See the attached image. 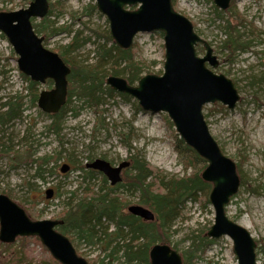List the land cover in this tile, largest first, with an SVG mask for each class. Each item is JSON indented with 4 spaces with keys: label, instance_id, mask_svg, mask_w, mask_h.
<instances>
[{
    "label": "rangeland",
    "instance_id": "374dc122",
    "mask_svg": "<svg viewBox=\"0 0 264 264\" xmlns=\"http://www.w3.org/2000/svg\"><path fill=\"white\" fill-rule=\"evenodd\" d=\"M30 1L0 0V13L26 9ZM48 2L51 16L46 19L50 20L53 29L63 28L64 31L46 39L45 48L75 67L92 66L97 60L99 46L105 44L109 48L112 44L104 41L110 36L109 26L106 18L97 11L95 1ZM174 10L190 20L196 34L210 45L219 62L218 68L212 71L231 80L240 97L234 109L220 104L205 106L203 116L211 136L223 154L236 164L237 172L245 180L225 211L230 220L245 228L256 241L257 262L262 264L264 0H232L226 11L218 10L212 0H176ZM41 22L42 20L35 19L32 23L38 25ZM227 22L236 26L239 33H244V38L251 42V47L245 54L220 48L222 42L227 40L224 34ZM41 36L46 38L45 35ZM68 45H72L70 49H66ZM133 47L137 52V60L148 66L142 76L162 74L164 47L160 33L137 35ZM199 47L203 46L197 48ZM202 49L199 56L205 54L204 48ZM16 60L8 41L0 37V104L5 102V98L17 95L23 97L25 108L21 119L10 121L1 129L2 143L9 150L3 149L0 153V194L8 196L21 206L31 220H57L63 210V203L70 197L68 192L76 188L75 182L81 173L76 168L84 167L95 159L117 166L122 161L130 162L134 155L142 156L151 168L161 170L169 176L185 175L174 150L173 133H177L174 127H168L165 119L170 120L167 115L144 112L134 98L114 90L113 96L104 92L100 94L97 103H84L76 97L72 98L66 105L64 124L59 134L48 132V115L41 112L36 103L30 102L31 97L26 89L30 81L18 71ZM119 77L126 80L124 74ZM130 85L137 86V83ZM106 87V84L102 85L103 91ZM51 88L47 84L39 85L37 94ZM40 157L51 159L45 168L44 180L41 181L36 179V167L32 163V160ZM63 164L70 166V171L64 175L59 172ZM100 180L101 177L96 176L91 184L97 188ZM48 189L54 191L50 200L45 198V191ZM57 192L59 196L55 197ZM120 194L130 205H140L138 193L121 189ZM204 198L207 199L208 195ZM213 220L212 207L209 203H204L203 198L188 202L181 217L169 227L170 246L181 254L189 247L193 238L202 236L208 239L206 234L213 225ZM67 237L88 264H92L98 257L97 247L87 246L74 237ZM19 239L27 240L24 249L28 255L18 264H59L37 238ZM19 239L10 245L13 251L20 249ZM212 242L201 259L194 264H237L229 238L222 237Z\"/></svg>",
    "mask_w": 264,
    "mask_h": 264
},
{
    "label": "water",
    "instance_id": "95a60500",
    "mask_svg": "<svg viewBox=\"0 0 264 264\" xmlns=\"http://www.w3.org/2000/svg\"><path fill=\"white\" fill-rule=\"evenodd\" d=\"M94 1L97 11L108 22L111 39L121 50L130 49L140 33L163 34L162 75L143 76L137 86L110 76L106 85L134 98L144 112L167 115L178 137L207 164L200 176L212 186L208 199L214 220L207 237L229 238L237 264H258L255 240L225 213L240 187L236 166L221 152L203 117L206 105L218 103L233 109L240 99L231 80L208 68L218 66L213 50L195 33L190 20L174 10L172 0ZM231 1L212 0L220 11H226ZM48 11V0H31L26 9L1 12L0 33L17 56L16 65L21 74L41 86L48 80L53 82L52 89L39 93L37 107L44 114L54 115L66 104L70 68L56 53L43 46V38L33 30L32 20L44 19ZM199 45L205 50L202 57L196 53ZM129 166L127 161L112 166L105 160L95 159L86 169L101 173L115 186L121 182V171ZM69 169L64 164L60 172L65 174ZM53 193L52 189L47 190L45 198L51 199ZM127 212L145 222L155 219L154 214L141 205H130ZM62 224L60 220L32 221L19 205L0 194L1 244L10 245L17 238L35 237L59 264H88L77 255L69 239L57 231ZM148 256L150 264H182L181 255L166 244H155Z\"/></svg>",
    "mask_w": 264,
    "mask_h": 264
},
{
    "label": "trees",
    "instance_id": "16d2710c",
    "mask_svg": "<svg viewBox=\"0 0 264 264\" xmlns=\"http://www.w3.org/2000/svg\"><path fill=\"white\" fill-rule=\"evenodd\" d=\"M175 1L172 0L173 7ZM48 16H51L50 12ZM46 18L40 24L33 25L38 35L46 36L43 44L49 37L64 31L63 28L53 29L50 20ZM224 30L227 40L222 42L220 48L229 49L232 53L238 52V54L249 51L251 42L244 38V33H239L236 26L227 22ZM0 37L3 38L2 35ZM104 41L112 44L109 48L105 44L99 46L97 60L92 66L75 67L74 64L63 59L70 68L67 78L66 105L74 97L83 100L84 103H97V98L103 92L109 96L114 94L109 87H106L104 91L102 89V85L105 84L109 76L124 74L127 83L133 84L137 83L142 74L147 71L148 66L141 60H137V52L134 47L129 50H121L115 46L110 36H107ZM71 46L68 45L66 49H70ZM202 52V48H197V54ZM22 78L28 82L26 78ZM28 84L26 89L31 97L30 102L33 104L38 98V84L32 82H28ZM46 84L49 87L52 86L51 81ZM22 99L21 96H10L0 104V134L3 126L22 117L25 111ZM66 105L57 114L47 116L50 121L47 130L55 135L59 134L63 126ZM165 121L171 129L173 127L171 121L167 119ZM173 139L174 150L185 172L182 177L169 176L161 170L151 168L142 156L135 155L131 157L130 168L122 174L123 181L114 187H110L105 177L99 173L86 170L85 166L76 168L81 173L77 176L76 188L68 192L70 197L66 203H63V210L58 218L63 224L57 230L65 236L76 238L77 241L85 243L87 246L97 247L99 254L92 264H112L113 262L150 264L149 250L155 244L170 246L169 227L181 217L186 204L190 201H198V195L202 194L204 203H208V198L206 199L204 196L208 195L212 186L202 181L200 177L206 168V161L174 133ZM2 140L3 138L0 137V153L4 151L3 149L9 150ZM26 153L28 154V152ZM50 161L51 159L47 157L32 160L36 167L35 177L39 181L44 180L42 174L45 173V168ZM188 171L189 173H187ZM237 173L240 185H243L245 183L243 175L240 172ZM96 176L101 177L100 185L97 188L91 184ZM121 189L138 193L139 204L154 213V221L145 222L127 213L126 208L130 203L120 197ZM79 195L80 197H78ZM58 196L57 192L55 197ZM19 241V250L21 251H13L12 246L0 244V264H18L27 257L28 254L24 249L27 240L19 239ZM198 241L199 243H197ZM212 243L202 236L193 238L189 247L181 253L183 264L196 263ZM172 248L175 250V247Z\"/></svg>",
    "mask_w": 264,
    "mask_h": 264
},
{
    "label": "bare ground",
    "instance_id": "6f19581e",
    "mask_svg": "<svg viewBox=\"0 0 264 264\" xmlns=\"http://www.w3.org/2000/svg\"><path fill=\"white\" fill-rule=\"evenodd\" d=\"M195 31V30H194ZM196 33V32H195ZM140 34H143V33H140ZM224 34L227 36V34L225 33V30H224ZM113 42V41H112ZM114 43V42H113ZM115 44V43H114ZM115 46H116V44H115ZM212 49V48H211ZM242 54H245V53H242ZM242 54H240V55H242ZM214 55V54H213ZM217 59V58H216ZM217 61H218V59H217ZM218 66H219V62H218ZM218 66L216 67V68H212V67H210V66H208V68L210 69V70H213V71H215V69H217L218 68ZM110 77V76H109ZM113 77H117V78H121V77H119V76H113ZM123 79V78H122ZM228 79V78H227ZM125 80V79H124ZM232 82V81H231ZM233 83V82H232ZM130 85V84H129ZM100 100V98H97V101H99ZM36 104H37V101H36ZM215 104H218V103H215ZM210 105V104H209ZM213 105V104H212ZM221 105V104H220ZM207 106V105H206ZM236 106V105H235ZM205 107V106H204ZM226 107V106H225ZM227 108V107H226ZM235 108V107H234ZM233 108V109H234ZM204 117V116H203ZM21 119V118H20ZM205 119V118H204ZM64 124V123H63ZM206 125H207V123H206ZM174 127V126H173ZM207 127H208V125H207ZM49 132V131H48ZM221 150V149H220ZM222 152V151H221ZM223 153V152H222ZM233 162V161H232ZM235 164V163H234ZM130 166H131V164H130ZM130 166L128 167V168H126V169H123L122 171H121V174H120V176H121V182L123 181V177H122V174H123V172L124 171H126V170H128L129 168H130ZM235 166H236V164H235ZM237 168V167H236ZM45 173H46V170H45ZM44 173V174H45ZM44 174H42V177H43V175ZM240 180V179H239ZM120 182V183H121ZM203 196V195H202ZM202 196H199L198 195V200H200V198H202ZM234 198V197H233ZM233 198H231V200L233 199ZM231 200H230V202H231ZM229 202V203H230ZM208 203H209V199H208ZM209 205H210V203H209ZM229 205V204H228ZM211 206V205H210ZM228 206H226V208H227ZM213 210V209H212ZM226 210V209H225ZM151 211V210H150ZM152 212V211H151ZM153 213V212H152ZM214 213V212H213ZM154 214V213H153ZM206 236H207V234H206ZM197 238V237H196ZM208 239H210L209 237H207ZM222 238V237H221ZM220 239V238H219ZM218 240V239H217ZM210 241H213L212 239H210ZM197 243H199V241L197 242ZM176 251V250H175ZM177 252V251H176ZM178 253V252H177ZM181 255V254H180Z\"/></svg>",
    "mask_w": 264,
    "mask_h": 264
}]
</instances>
